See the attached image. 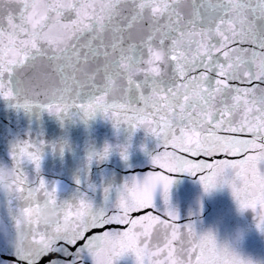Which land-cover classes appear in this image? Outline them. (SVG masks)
Segmentation results:
<instances>
[{
	"label": "snow or ice",
	"instance_id": "obj_1",
	"mask_svg": "<svg viewBox=\"0 0 264 264\" xmlns=\"http://www.w3.org/2000/svg\"><path fill=\"white\" fill-rule=\"evenodd\" d=\"M83 64L95 73L87 87ZM0 97L131 133L89 147L67 198L42 163L69 141L13 142L11 163L0 160L16 173L0 193V264H264L238 250L243 231L222 242L171 197L177 173L205 194L227 187L264 234V0H0ZM139 129L156 142L150 170L94 183L93 164L128 160Z\"/></svg>",
	"mask_w": 264,
	"mask_h": 264
},
{
	"label": "water",
	"instance_id": "obj_2",
	"mask_svg": "<svg viewBox=\"0 0 264 264\" xmlns=\"http://www.w3.org/2000/svg\"><path fill=\"white\" fill-rule=\"evenodd\" d=\"M43 133V139L49 143L67 139L70 147L63 156L50 151L42 163V174L49 181L59 180L66 189L62 196L67 198L75 189V176L85 165L89 147L102 149L106 143H127L131 134L122 126L119 134L110 121L101 116L85 123L82 120L66 117L63 121L47 111L26 112L18 109L11 100L0 97V160L11 163L10 150L17 139L33 138ZM128 160L113 152L106 160L93 164L90 178L96 183L122 184L132 174H143L150 170V153L155 150L154 138L147 136L143 129L135 132ZM141 145H147V151ZM172 203L181 214L188 217L195 212L201 221V230L213 229L223 241L233 240L243 231L244 236L238 250L246 257L264 261V234L254 226V213L248 210L241 213L239 206L227 187H218L211 194H205L198 177L187 173L175 174V183L171 189ZM203 201V212L200 203ZM157 201L160 202L159 193ZM102 203V197H97ZM119 264H134V257L122 258Z\"/></svg>",
	"mask_w": 264,
	"mask_h": 264
},
{
	"label": "clouds",
	"instance_id": "obj_3",
	"mask_svg": "<svg viewBox=\"0 0 264 264\" xmlns=\"http://www.w3.org/2000/svg\"><path fill=\"white\" fill-rule=\"evenodd\" d=\"M94 70L91 65L83 64L80 66L77 76L82 86L87 87L94 77ZM108 92L116 95L119 92V79L114 78L108 86ZM16 176L15 169L8 166H0V193L11 189L13 180ZM25 239L27 238L24 233Z\"/></svg>",
	"mask_w": 264,
	"mask_h": 264
}]
</instances>
